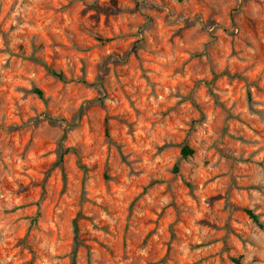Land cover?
I'll return each mask as SVG.
<instances>
[{
	"label": "rangeland",
	"instance_id": "rangeland-1",
	"mask_svg": "<svg viewBox=\"0 0 264 264\" xmlns=\"http://www.w3.org/2000/svg\"><path fill=\"white\" fill-rule=\"evenodd\" d=\"M236 259L264 264V0H0V264Z\"/></svg>",
	"mask_w": 264,
	"mask_h": 264
},
{
	"label": "trees",
	"instance_id": "trees-1",
	"mask_svg": "<svg viewBox=\"0 0 264 264\" xmlns=\"http://www.w3.org/2000/svg\"><path fill=\"white\" fill-rule=\"evenodd\" d=\"M97 11H102L103 9L99 8V7H96ZM97 40L102 43V44H107L110 40L108 39H104L102 37H97ZM37 60V59H36ZM48 72L49 74H51L54 78L62 81V82H67V79L65 77V75L62 73V72H58L54 69H51V68H48ZM230 77H233V76H230ZM34 93L42 100H45V95H44V92L40 89H34ZM249 100L251 101V97H249ZM194 154V151L188 147H185L183 149V155L184 156H190ZM63 157V154H61V158ZM247 214L249 215V217L251 219H253L255 222H259V217L257 214H255L252 210H248L247 211ZM77 225H75V232L77 233ZM236 264H241L240 260L236 259L234 261Z\"/></svg>",
	"mask_w": 264,
	"mask_h": 264
}]
</instances>
